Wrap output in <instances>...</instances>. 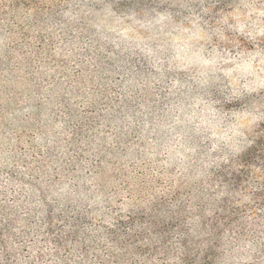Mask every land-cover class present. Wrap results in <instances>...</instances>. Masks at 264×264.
I'll return each instance as SVG.
<instances>
[{"label": "clouds", "instance_id": "9594fccd", "mask_svg": "<svg viewBox=\"0 0 264 264\" xmlns=\"http://www.w3.org/2000/svg\"><path fill=\"white\" fill-rule=\"evenodd\" d=\"M0 264H264V0H0Z\"/></svg>", "mask_w": 264, "mask_h": 264}]
</instances>
